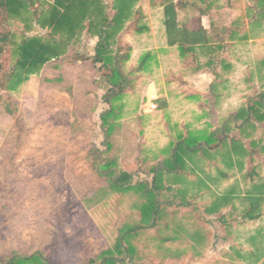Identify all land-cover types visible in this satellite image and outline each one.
<instances>
[{"label":"rangeland","instance_id":"rangeland-1","mask_svg":"<svg viewBox=\"0 0 264 264\" xmlns=\"http://www.w3.org/2000/svg\"><path fill=\"white\" fill-rule=\"evenodd\" d=\"M52 1L36 0L32 10L41 13ZM105 2L113 15L115 0ZM195 3L212 6L210 19L219 30L239 25L247 36L235 38L228 55L220 53L232 67L224 62L205 66L221 73L216 91L210 85L214 75H201L196 61L187 62L192 67L181 66L179 50L159 44L162 29L156 45L136 31L153 20L154 15L144 12L154 6L152 0L137 3L143 12L128 21L114 46L131 52L124 68L132 82L120 101L125 108L111 137H106L100 118L109 108L103 97L110 70L93 61L98 38L89 33L72 45L70 54L45 65L16 91H0V260L39 251L52 264H86L98 258L115 247L125 225L142 223L147 198L137 187L152 185L153 168L167 156L164 151L174 137L213 129L264 93L257 71L264 59V24L252 30L246 20L254 0ZM190 8L184 23L198 25L200 10ZM252 13L258 15L255 9ZM33 25L30 32L25 23L10 21L9 29L17 42L23 36L50 35L51 29L42 28L37 19ZM12 49L2 57L5 65L17 61ZM149 49L156 56L146 70L134 71ZM199 61L205 64L204 57ZM156 99L166 105L158 106ZM232 131L237 136L238 130ZM255 137H263L262 127ZM106 141L112 144L109 150ZM262 155L254 161V177L249 176L248 158L237 154L228 165L223 150L189 162L182 181L167 175L164 185L173 187L158 192L161 206L154 225L127 236L136 253L123 264H264ZM97 156L115 161L118 175L130 173L135 189L114 191L96 168ZM232 187L234 197L227 205L217 213L206 210ZM253 200L260 203L261 216L245 220Z\"/></svg>","mask_w":264,"mask_h":264},{"label":"trees","instance_id":"trees-1","mask_svg":"<svg viewBox=\"0 0 264 264\" xmlns=\"http://www.w3.org/2000/svg\"><path fill=\"white\" fill-rule=\"evenodd\" d=\"M36 0H0V91H16L21 84L29 80L31 75L38 74L45 65L53 60L61 58L71 53L72 45L81 40L85 33L97 37L95 54L92 59L95 63L109 69L106 74L109 86L104 95V102L109 105L100 116L102 127L105 129L106 137H111L115 131L117 121L122 117L125 105L120 103L126 94V88L130 85V72L126 73L124 65L131 59V52L122 53L119 49L115 50L118 35L124 30L130 19L137 12L141 13V8L136 9L140 0H115L112 7L113 15L110 13L109 6L105 0H53L49 8L39 13L32 10V4ZM196 1V0H195ZM195 1L184 0H152L154 6L161 5L164 8L166 35L170 47L178 46L180 55L188 60L190 56H195L198 46L216 48L209 45L212 41L225 42L227 38L235 39L241 26L235 25L232 28H222L211 33L202 25L199 18L196 28L181 26L178 20L179 10L194 5L200 13L205 12V7H199ZM205 3L207 0H203ZM253 8L247 10V20L249 26L254 30L264 24V0H254ZM256 10L258 15L254 17L252 11ZM143 12V11H142ZM144 14V13H143ZM39 23L42 28H50V35L47 37L32 35L23 36L20 42L16 40L15 32L9 29L10 21H20L25 23L30 32L34 28V21ZM148 27L143 24L137 28L138 33H143ZM247 37L246 35H242ZM13 47L12 52L17 56L15 63L5 65L2 62L6 50ZM130 50L131 47L129 46ZM153 54L150 51L145 52L139 60V64L134 71L146 70ZM90 58V57H88ZM260 77L264 79V59L262 65L257 68ZM216 73V78L219 73ZM212 84V92L217 87L218 80ZM158 106H165L163 99H156ZM164 104V105H163ZM241 121L240 124L238 122ZM233 128L240 130V136L231 135ZM259 127L263 128V137L253 139ZM244 139H252L249 145ZM108 150L112 147L110 141H106ZM216 150H223L232 154L248 156L251 170L249 176L254 177L257 174L254 165L255 155L263 156L264 150V93H261L255 102L248 104L238 110L229 119L223 121L221 126L211 130L199 132L179 133L164 152L167 156L163 157L153 168L154 178L152 185L141 183L139 190L144 192L147 201L141 206L143 212L142 223L138 226L125 225L118 241L112 249L103 252L98 258L90 259L86 264H123L127 260H134L136 251L127 238L132 232L139 228L152 226L156 217L160 213L161 204L158 202V192L164 189H170L173 185H164V179L167 175H174L182 181L188 172V164L191 161L202 160L210 157ZM101 160V161H100ZM115 161H106L97 156L95 165L100 174L106 177L111 187L116 192L126 193L135 189L131 184L132 175L126 171L117 173ZM221 174H223L221 172ZM225 176H227L224 173ZM264 187V184H263ZM235 189L232 187L224 195L218 197V201L212 208H206L211 213H217L222 206L227 205L234 197ZM181 204H185L181 202ZM260 203L257 200L252 201V206L245 211L243 218L245 220L259 219L261 213L257 211ZM226 216V215H225ZM221 220L227 222L226 217ZM128 244V245H126ZM52 264L47 258L45 252L39 251L33 254L21 255L14 254L0 260V264Z\"/></svg>","mask_w":264,"mask_h":264},{"label":"crops","instance_id":"crops-1","mask_svg":"<svg viewBox=\"0 0 264 264\" xmlns=\"http://www.w3.org/2000/svg\"><path fill=\"white\" fill-rule=\"evenodd\" d=\"M184 1H186V0H184ZM188 1H190V0H188ZM190 7H191V5H188V6L184 7V8H182L181 10H179L178 20H179L181 26L186 25L189 28H196L197 25H193L194 21H191L190 23H187V22L184 23V17H185L186 11L188 10V12H189V11L192 10ZM211 8H212V6L205 7L204 8L205 12L201 13V16L199 18H201V20H202V25L206 29H208L211 33H213V32L218 31L219 28H217V25L214 24L213 21L210 19L209 12L211 11ZM144 12H145V14L150 15V18L152 17V15H154L153 20H151V22L146 24L148 29L145 30L146 32H144L146 34V39L150 40L149 43L150 44H154V45L157 44L156 40H157V36L159 35V30L162 29V37L158 36V38L160 40L159 44H163L165 48H177V50H179L178 46L170 47L168 45V38H167V35H166V28H165V25H164V21H165L164 8L161 5L160 6L159 5L158 6H150L149 10H146L144 8ZM191 12H193V11H191ZM155 20H156V22L157 21L160 22L159 23L160 25L157 24V26H156L155 25ZM247 23H249L248 20H247ZM242 35H243V33L240 30V32H239L237 37H241L242 38L243 37ZM149 37H152V38L150 39ZM234 40L235 39L227 38L224 43L223 42H219L218 40L217 41H212L209 45H214V47H216L214 49L213 48L204 47V46L203 47L198 46L197 50H196V53H195V56H190L188 60H186L183 57H181L180 50H179V57L182 60V62L184 63V64H181V63L180 64H181V66L185 65V66L192 67L193 65L188 64L187 63L188 61L192 60V61L198 62L197 71H200L201 75H207L208 77H211L212 75H214V79L211 80V81L209 80L211 88H212L213 82L216 81V79H217L216 78V73L214 72V70H211V71L210 70H205V66H208V64H209V65H212V67H214L215 63L219 64V63H223L224 62L227 67H232V65L229 63V61H227L226 59H223V57L220 56V53L226 52V55H228L229 54L228 50H230L234 46ZM149 51H152V50L149 49ZM152 53H153L154 56H156L154 50H153ZM203 57L205 58V61H204L205 64H201L202 62L199 61L200 59L202 60ZM220 57L222 59H220ZM217 72L219 73V75H217V77L219 79V77L221 76V73L218 70H217ZM214 90L216 91L217 87ZM242 108H244V107H242ZM242 108H240V109H242ZM226 119H229V117H226L224 120H226ZM240 123H241V121L238 122V124H240ZM222 124H218V125L214 126L213 129L215 127H217V126H221ZM231 124H232V126H231L232 130L233 129H237L238 130L237 136H240V130L238 128H233L235 126V124H233V122ZM209 130H211V129H209ZM232 130H231L230 134L231 135H236V133L234 131H232ZM189 132H195V131H189ZM253 139H257V138L254 137ZM244 140L247 143V145H249L248 143H250V141L252 139H244ZM218 151L219 150L214 151L213 155L216 154ZM223 153H224V156H228V161H229V159H231V157L229 156V153H227V151H223ZM231 156H232V158H234V156H236V155L233 153ZM244 157L248 158V162L250 164L249 157L248 156H244ZM256 157L257 156L255 155V158ZM227 164L230 165V161Z\"/></svg>","mask_w":264,"mask_h":264}]
</instances>
